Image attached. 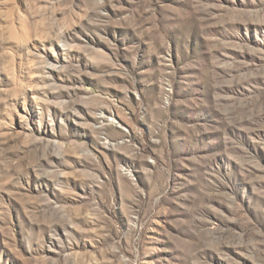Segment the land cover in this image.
Listing matches in <instances>:
<instances>
[{
	"label": "rangeland",
	"instance_id": "rangeland-1",
	"mask_svg": "<svg viewBox=\"0 0 264 264\" xmlns=\"http://www.w3.org/2000/svg\"><path fill=\"white\" fill-rule=\"evenodd\" d=\"M0 264H264V0H0Z\"/></svg>",
	"mask_w": 264,
	"mask_h": 264
}]
</instances>
